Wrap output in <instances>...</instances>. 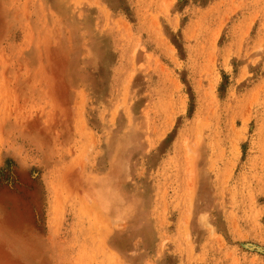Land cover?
Masks as SVG:
<instances>
[{"label":"rangeland","instance_id":"1","mask_svg":"<svg viewBox=\"0 0 264 264\" xmlns=\"http://www.w3.org/2000/svg\"><path fill=\"white\" fill-rule=\"evenodd\" d=\"M0 264H264V0H0Z\"/></svg>","mask_w":264,"mask_h":264},{"label":"bare ground","instance_id":"2","mask_svg":"<svg viewBox=\"0 0 264 264\" xmlns=\"http://www.w3.org/2000/svg\"><path fill=\"white\" fill-rule=\"evenodd\" d=\"M99 215H100V214H98V216H99ZM103 215H104V214H103ZM96 217H97V216H96ZM102 218H104V217H102ZM96 220L99 222V220H100V219H99V220H98V219H96ZM97 221H96V222H97ZM121 263H122V262H121Z\"/></svg>","mask_w":264,"mask_h":264}]
</instances>
